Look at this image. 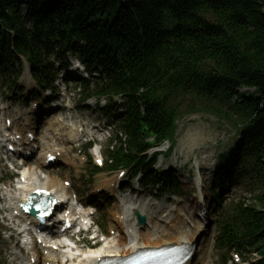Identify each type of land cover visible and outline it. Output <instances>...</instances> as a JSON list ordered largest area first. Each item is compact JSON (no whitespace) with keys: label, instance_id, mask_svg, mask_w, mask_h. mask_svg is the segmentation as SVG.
Wrapping results in <instances>:
<instances>
[{"label":"trees","instance_id":"16d2710c","mask_svg":"<svg viewBox=\"0 0 264 264\" xmlns=\"http://www.w3.org/2000/svg\"><path fill=\"white\" fill-rule=\"evenodd\" d=\"M22 1L0 0V76L20 72L18 53L48 83V57L67 50L99 72L102 93L126 97L127 139L108 167L135 163L147 183L176 187L141 153L173 139L185 97L240 125L220 185L246 173L256 193L230 206L219 243L247 242L264 264V0H26V12Z\"/></svg>","mask_w":264,"mask_h":264},{"label":"rangeland","instance_id":"374dc122","mask_svg":"<svg viewBox=\"0 0 264 264\" xmlns=\"http://www.w3.org/2000/svg\"><path fill=\"white\" fill-rule=\"evenodd\" d=\"M25 1L26 0L22 1V6L26 11L27 6ZM209 18L211 19V16H209ZM8 83L9 82L5 83L3 79H0V100L2 99L4 101V106H7L8 104L11 107V110L14 112H17L18 109L24 110L29 108L28 103H26L25 101L32 96V92L28 93V90L23 87L27 85L24 75H22L19 80V87L14 89V91L11 93L7 88ZM246 89L247 88H243L241 91H244ZM65 91L66 87H64V85H61V95L65 94ZM68 92L69 93L67 97L71 100V106L77 113L81 114V112H83L84 114H86L87 121L91 122V126L96 125L97 121H101V125L105 124L106 122H111V120L103 113L104 111H102L100 108H94V106L83 108L82 105H80V97L76 91L74 92L72 89L71 92L70 90ZM76 121L78 120L76 119ZM236 133L237 132L232 124L226 123L225 121L220 120L211 114L193 113L182 116L177 121V130L175 134V145L173 153L171 154V156L166 158L160 156L158 164L155 168L161 172L166 170L175 172L178 180L181 182L182 187L184 188L185 193L179 194L177 196H170L164 193H153L156 191H153L152 189H148V191H135L138 197H143L141 199L149 201L150 204H153L158 208H155L154 210H157V212L159 211V213H154L153 216L150 214L151 216L149 217L155 219V216H157L158 214V220L166 222L165 225H172L171 222L176 221L177 227L180 226V217L184 220L186 219L185 223H187V221H190L189 219H187L188 215L186 214L187 212L184 208L185 205L190 206L189 208L191 209V212L193 214L194 208L192 207V205L194 201L197 200L195 182L198 170L197 168H195V161L197 160L199 162V172L201 171L203 178H205V184L207 186H210L213 182V177L215 175L216 169L221 165L219 154L223 153V151L227 153L231 150L233 144L237 141ZM102 137L104 136L102 135ZM108 140L109 139L104 137L103 140L98 143L105 161L107 160V157L104 153V150L107 147ZM167 147L168 144H166V146H164L163 148L166 149ZM94 150H96V148ZM75 152L79 153L77 152V150H75ZM83 153L84 149L81 154ZM89 154L90 151L86 153V155L88 156V160L78 170H75L72 173H69L68 171L58 172V175L61 177V179H64L62 173H67L69 177L74 180L75 188L79 189L80 191H83L84 189L88 190L94 184L89 183L88 178L90 175L86 173V171L89 170ZM5 176V173L0 174V180ZM97 178H99V175L97 176ZM93 179L98 181L94 177ZM126 180L127 178L125 177L124 182ZM127 194L128 192L125 193V195ZM230 194L234 197L232 198V200L234 201L238 199L251 200L252 196V193L249 191L245 182H242L234 187L230 191ZM87 195L88 193L84 195V198ZM206 196L207 207H209L212 204L213 199L207 192ZM227 202H229V198L226 200V203ZM114 203H112L109 208L105 210L106 214L104 216L101 215L103 213L99 215V223L103 224L105 228H109V225L113 222L112 212L116 210ZM150 209L153 210V208ZM195 210L197 213V209ZM127 217L131 223L135 222V216L133 212H127ZM208 217H210V221H212L213 224L210 229H212L216 234V228L214 226L216 215L212 214ZM163 222L159 223L163 225ZM3 226L4 223L0 218V234L1 228H3ZM207 242L210 243L209 241L204 240V245H206ZM9 243H11V241L7 239L6 236H0V264H13L16 260V256L11 255V253H13L15 249L11 246L8 247L7 245ZM210 249L211 248H209V250ZM205 250L208 254L205 255L206 261V258L209 257L210 252L208 251V249ZM221 256L222 255L220 253L215 251V247H213L211 257L205 264H219ZM259 258L260 255L258 253H253V261ZM16 261L19 262V260Z\"/></svg>","mask_w":264,"mask_h":264},{"label":"bare ground","instance_id":"6f19581e","mask_svg":"<svg viewBox=\"0 0 264 264\" xmlns=\"http://www.w3.org/2000/svg\"><path fill=\"white\" fill-rule=\"evenodd\" d=\"M28 121L31 123V125L34 124V121L30 120L29 118H28ZM24 123L27 125V120H24ZM4 128L6 129V127ZM55 132H57V129L53 128L51 135L55 134ZM80 133H81L80 129L76 127V129H74V132L72 131L69 134V137L72 143H77L78 141H81ZM49 139H50V136H47V138L45 137L44 139H42L40 141L41 145L43 147L52 148V149L58 147L53 143V141H49ZM57 140L58 139H56V141ZM65 150H66V153H65ZM70 150H71L70 146H67L66 144L59 146L57 149V151L62 152V156L60 157L62 161H64L68 166L70 165L76 166L78 165L76 159L70 157L68 154ZM54 166H56V164ZM45 173L46 172L44 169V161L42 162L38 161L36 166H30L29 168L25 169L24 174L27 177L28 183L24 185L20 184L18 186V189H15L14 191L13 190L9 191L7 193L8 204L10 206H13V204L17 205L18 208L16 209H19V202L25 201V199L28 196L27 194L36 185L47 186V188L54 190L56 193H59L61 191L67 192V194L69 193L70 190L63 186V180H61L59 176L54 175L52 173L46 176ZM202 183L203 181H201V184ZM103 184L105 186H108L110 185V182L107 181V182H104ZM27 191L28 193H26ZM69 194L72 195V193H69ZM149 205L151 204L147 203L146 201H142V202L138 201L133 205L130 204L129 209H133V210L137 209L142 214L146 212L150 214L152 213V211H150L149 213V210H150L148 209V207L150 208ZM198 205H199L198 200H196V202L194 201L192 207H195L194 209H197V211L200 212L202 208L200 206L198 207ZM123 206L121 204L117 205V207L121 210V212H119L120 216L124 214L123 210L125 209L126 206L125 207ZM189 207L190 206L185 205L184 209L187 212L186 214L188 215V219L190 221H187V223H185V220L180 217L181 219L179 218V222H180L179 227H177L176 221H172L171 222L172 225H165V223L162 225L158 222V220L154 221V220H151L150 217H148V220H147L148 225H145L143 227L140 226L139 228L138 226H136L135 229L130 234L128 229H126L123 221L122 223H120L119 220L117 221L115 220L116 226H117L115 229H117V232L121 233L120 237L111 236L109 241L102 244L103 246L92 248V250H89L88 248L70 250L69 245L66 244L67 246H63L61 249L62 251L60 253L59 252L53 253L52 258L53 260L59 257H62L63 259L67 257L71 258L73 255H75V253L80 252V255L75 260H73L70 264H91L94 261L97 262L99 258L103 257V254L107 255L108 254L107 251H112L114 252L115 255H125L126 256L132 253L135 248H141V247L157 248L162 245L172 244V243L194 244L195 241L199 238V236L203 234L202 232H207L208 224L207 223L205 224L203 221H200V219L197 216H193L191 209ZM153 211L157 212V210H153ZM115 214H117V212L113 213V215ZM150 225L153 226L152 230H150L149 228ZM127 233H129V235ZM153 233L155 234L153 235ZM204 236H205V233L202 237ZM63 241L65 243L66 239L64 238L61 239L60 243H62ZM208 248H211V245L207 246L206 249ZM206 254L207 253L205 249L201 247L199 248L196 247L194 254H193L195 255L194 260L191 262H187V264H198V262L203 264V262H205Z\"/></svg>","mask_w":264,"mask_h":264},{"label":"water","instance_id":"95a60500","mask_svg":"<svg viewBox=\"0 0 264 264\" xmlns=\"http://www.w3.org/2000/svg\"><path fill=\"white\" fill-rule=\"evenodd\" d=\"M144 220H145L144 218H140V222H144Z\"/></svg>","mask_w":264,"mask_h":264}]
</instances>
